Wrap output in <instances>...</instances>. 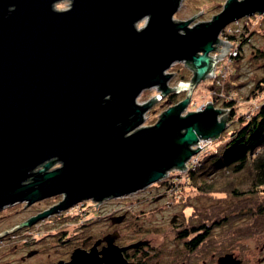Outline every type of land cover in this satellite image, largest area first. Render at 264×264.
Segmentation results:
<instances>
[{"label": "water", "instance_id": "1", "mask_svg": "<svg viewBox=\"0 0 264 264\" xmlns=\"http://www.w3.org/2000/svg\"><path fill=\"white\" fill-rule=\"evenodd\" d=\"M60 1L0 0V210L64 196L10 233L86 200L135 194L173 170L186 173L199 143L227 128L231 109L211 102L183 115L233 47L221 34L264 15V0H227L220 14L190 26L198 15L174 20L182 0H68L55 8ZM178 62L193 77L171 88L167 71ZM153 88L160 94L139 104ZM185 91L144 126L156 103ZM218 264L242 260L229 253Z\"/></svg>", "mask_w": 264, "mask_h": 264}, {"label": "rangeland", "instance_id": "2", "mask_svg": "<svg viewBox=\"0 0 264 264\" xmlns=\"http://www.w3.org/2000/svg\"><path fill=\"white\" fill-rule=\"evenodd\" d=\"M227 0H182L177 13L174 15L175 21H189L194 16L190 26L200 22L210 21L213 16L220 14ZM70 1L58 2L56 8L70 7ZM203 12L202 14H199ZM147 19L139 22L144 26ZM230 30L228 34H234L235 40L228 42L234 45L224 58L217 63L215 76L212 79L202 81L192 94L191 102L183 115L202 109L208 102H213V94L219 95L220 99L214 106L218 109H230L223 105L224 101L235 100L234 118L227 122L225 136L235 131L240 125L239 120L242 116L251 115L260 102L264 100V93H259L256 100H251L253 92L256 90L255 85L264 77V15L243 18L238 23H231L228 26ZM260 29L259 31H257ZM249 34L248 41L242 45L239 35L242 33ZM225 41V38L221 36ZM242 47L239 50V47ZM232 53V56L230 55ZM217 54V53H214ZM259 56V57H258ZM236 59V60H235ZM172 74L169 86L174 88L181 82L191 81L193 71L184 62L175 63L168 71ZM221 74V75H220ZM215 85L216 89H213ZM187 91L178 94V100L181 101L187 95ZM157 88L144 91L137 102L143 104L152 97L159 95ZM161 99L156 103L145 115L144 126H151L159 120L160 115L170 107L169 104L163 103ZM231 112V110L229 111ZM229 112L227 113L229 116ZM214 141H205L200 144L201 151L195 156V163L200 161L205 153L214 154L216 152ZM199 163V162H198ZM209 165V163L207 164ZM59 167V165L54 166ZM209 166H205L206 169ZM169 177L165 180L170 182L169 195L165 200L160 201L158 208L159 232L156 236L158 242H163L167 250H180L182 241L177 239V232L196 226L200 223H211V236L202 244L200 250L193 256L196 263L201 260H207V264H216V260L221 254L234 252L240 254L245 260L243 264H264L259 260L264 257V252L260 253V249L264 245V219L260 217L259 206H264V194L261 190L250 193L251 174L246 170L240 174H232L228 171H211L207 176V183L212 185L215 191L212 193H202L192 183L188 181L185 172L173 170L168 173ZM201 180H199L200 182ZM163 181L155 183L139 191L113 201H109L106 206L128 207L134 214L144 210L145 212L155 211V202L152 198L165 194V184ZM189 182V183H187ZM197 182V183H199ZM175 184L174 187L172 184ZM204 184L203 182L201 183ZM64 196H57L43 200L31 206L26 203H17L6 207L0 212L2 221H21L38 212H45L51 207L58 205ZM168 202H172V207H168ZM26 206V207H25ZM74 208L69 209L66 215H71ZM175 214L181 216V221L176 222L175 229L171 224V220ZM143 220V219H139ZM58 221V220H56ZM68 221V220H67ZM216 221L219 223L216 224ZM1 222V219H0ZM215 222V223H214ZM63 223V222H61ZM59 226H62L61 224ZM261 224V225H260ZM213 225V226H212ZM146 227H155V217H148L145 222ZM248 226V227H247ZM245 228V229H244ZM236 234L235 239L231 240L229 234ZM215 255V260L212 259ZM198 263V264H199Z\"/></svg>", "mask_w": 264, "mask_h": 264}, {"label": "flooded vegetation", "instance_id": "3", "mask_svg": "<svg viewBox=\"0 0 264 264\" xmlns=\"http://www.w3.org/2000/svg\"><path fill=\"white\" fill-rule=\"evenodd\" d=\"M168 192L166 185L165 194L152 198L156 206L152 212L142 210L134 214L128 207L106 206L105 203L115 199L101 203L86 200L75 206L71 215L58 212L12 233L15 227L42 211L15 222L5 223L2 219L6 217H1L0 264H198L193 259L198 251H191L187 243L182 241L180 252L167 250L164 241L156 240L159 235L158 205L168 197ZM172 204L168 202L167 205L171 208ZM149 216L155 217V227L145 226ZM180 221L181 216L175 214L171 220L174 229ZM60 223L63 225L59 226ZM263 252L264 245L260 249V253ZM225 254L219 255L216 264ZM234 255L245 263L240 254ZM212 259H216L214 254ZM259 262L263 263L264 257ZM199 264H207V260Z\"/></svg>", "mask_w": 264, "mask_h": 264}, {"label": "trees", "instance_id": "4", "mask_svg": "<svg viewBox=\"0 0 264 264\" xmlns=\"http://www.w3.org/2000/svg\"><path fill=\"white\" fill-rule=\"evenodd\" d=\"M259 30L260 29L257 31ZM250 32L251 31L249 30L247 33L244 32L241 36L239 35L238 41H241L240 45L248 41V33ZM229 39L231 40L230 42H233L235 36H229ZM241 49L242 47L240 46L239 50ZM263 55L264 53H262V56ZM255 86L256 90L253 92L252 97H256L250 99V101L256 100L258 97L257 95H260L259 93H264V77L261 78ZM213 89H216L215 85ZM217 94L215 93V95H212L213 102L211 103H213V106L214 104H217L220 99V96ZM177 95L178 94L172 93L166 96L163 103L169 104L170 106L179 103L180 101L178 100ZM234 104L235 100L232 99L223 102V105L226 108L231 109L228 116V120L230 121L235 116ZM239 125L240 126L235 131L226 136V138H223L227 132L225 129V132L214 141L216 144V152L210 155L205 153L200 161H198L199 163L196 162L190 164L188 171L183 174L184 176H187L188 181H192L193 185L202 193H212L215 191L212 185H209L206 182L207 176H209L210 172L213 170L228 171L232 174H240L249 170L251 174L250 180H252L249 187L250 193L261 190L264 194V100L259 103L251 115L240 117ZM208 163L209 165H207ZM205 166H209L206 171ZM199 180L201 181L199 182ZM202 182L204 183L203 185L201 184ZM162 183L171 187L170 182L167 180H163ZM174 185L175 184L173 183L172 186L174 187ZM259 211L260 217L264 219V206H259ZM217 223H219V221H216V224ZM210 228L211 223H200L191 228H185L178 231L177 239L179 238V240L187 243L190 246L191 251L195 249L199 251L202 244H204L211 236ZM229 235L231 240L235 239L236 234L230 233Z\"/></svg>", "mask_w": 264, "mask_h": 264}, {"label": "built area", "instance_id": "5", "mask_svg": "<svg viewBox=\"0 0 264 264\" xmlns=\"http://www.w3.org/2000/svg\"><path fill=\"white\" fill-rule=\"evenodd\" d=\"M247 19H249V18H247ZM240 21V20H239ZM238 21V22H239ZM238 22H235V23H238ZM230 30L228 29V26L225 28V30H224V32H223V34H221V36H223L224 38H225V41H227L228 42V40H229V42L231 41L230 39H229V36H234V34H228V32H229ZM230 55L232 56V53L230 52ZM211 141V140H210ZM202 142H205V141H201L200 143H199V145L198 146H200V144L202 143ZM201 148V147H200ZM195 157L194 158H192L189 162H188V164H187V170H186V172L188 171V169H189V165L190 164H192V163H195ZM167 177H169V174H168V176Z\"/></svg>", "mask_w": 264, "mask_h": 264}]
</instances>
